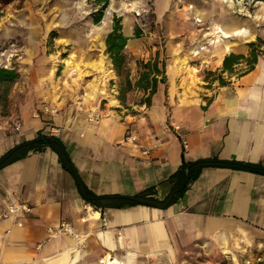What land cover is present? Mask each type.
Wrapping results in <instances>:
<instances>
[{
    "label": "crops",
    "instance_id": "obj_1",
    "mask_svg": "<svg viewBox=\"0 0 264 264\" xmlns=\"http://www.w3.org/2000/svg\"><path fill=\"white\" fill-rule=\"evenodd\" d=\"M124 36L125 55H146L137 39ZM258 37L256 63L246 70L240 60L230 72H223L229 53L201 51L196 39L199 54L190 55L225 83L202 81V66L166 65V83L136 114L111 94L114 101L101 97L92 105L55 101L56 80L33 65L37 76L22 75L10 114L0 111V159L45 135L60 140L66 165L46 148L0 170V212L15 200L31 207L0 221V264H182L201 253L264 244V28ZM244 50L232 52L248 58ZM110 61L115 77L106 78L114 81ZM184 162L201 170L173 202L170 181ZM148 190L156 206L137 198ZM62 223L72 234H51Z\"/></svg>",
    "mask_w": 264,
    "mask_h": 264
},
{
    "label": "rangeland",
    "instance_id": "obj_2",
    "mask_svg": "<svg viewBox=\"0 0 264 264\" xmlns=\"http://www.w3.org/2000/svg\"><path fill=\"white\" fill-rule=\"evenodd\" d=\"M102 9V20L95 24L94 15ZM262 16L264 0H21L0 5V67L16 69L20 79L22 75L29 77L35 73L36 67L40 74L50 71V76L56 80L55 101L64 96L92 105L101 97L114 101L111 94L121 108L129 112L134 108L136 114L143 108L140 102L144 94L134 86L144 63L164 61L166 65L180 66L183 62L185 67H201L202 63L195 61L196 56H191L190 52L195 49L196 39L200 44L206 34L215 39L214 26L245 28L255 35L252 42L233 39L232 42L240 45L233 51L251 43L261 46L258 33L264 28V20L258 17ZM116 19L121 21L123 34L128 35L130 28L131 39H137L147 52L144 57L125 55L122 74L116 73L118 78L114 82L106 78L110 76L104 75V69H110V78L114 79L113 67L111 70L107 66L110 57L105 45ZM137 32L139 37H136ZM101 41L105 49L101 48ZM231 54L234 53L227 55ZM211 59H207L209 66ZM207 64L204 62L203 66ZM33 65L35 69H32ZM220 74L203 67L200 77L212 84L218 81ZM19 80L11 87L5 108L0 106L1 113L10 114L18 102ZM128 80L133 87L127 86ZM121 90L123 105L118 100ZM105 104V99L100 101V106L105 108ZM95 113L101 118L99 111ZM194 256L182 264H264V244L245 249L238 247L236 252L226 254L219 251Z\"/></svg>",
    "mask_w": 264,
    "mask_h": 264
},
{
    "label": "trees",
    "instance_id": "obj_3",
    "mask_svg": "<svg viewBox=\"0 0 264 264\" xmlns=\"http://www.w3.org/2000/svg\"><path fill=\"white\" fill-rule=\"evenodd\" d=\"M16 1L21 0H0V5L7 6ZM107 2L104 3L106 5ZM104 9L99 11L97 14L94 15V22L95 24H99L102 20ZM139 32L136 33V37H139ZM129 39L126 38L122 32V26L120 19L115 20V24L113 27L112 32L106 38V47H107V54L112 61L114 66V70L121 76L122 70L125 66V54L124 50L128 44ZM261 42V40L259 39ZM260 47L258 44L251 43L249 46H245V50H250V54L248 58H245L242 54H231L224 60L223 72L231 71L232 67L235 63L240 60H244L246 62V70L251 69V67L256 63L257 56L260 54ZM244 50V51H245ZM243 51V52H244ZM242 53V51H241ZM222 72V73H223ZM20 79V74L16 69H6L4 67H0V106L5 108L8 103V95L10 93L11 87ZM218 81L220 85L224 84V80L219 77ZM166 83V64L165 62L159 63L158 61H150L148 63H144V68L140 73L139 79L135 84V89L143 92L144 97L140 102V106H145L149 108L151 106L152 97L157 93V89L159 84ZM127 86L133 87L131 81H127ZM120 97L118 100L124 104L123 100V90L120 91ZM2 115L6 116L7 114L2 113ZM46 148H51L54 152L59 155L60 162L65 167L66 165V154L65 148L60 142L59 139L55 137H47L45 135H41L32 142H24L23 144L15 147L14 149L10 150L6 155H4L0 159V170L16 161H19L25 158L31 152H43ZM199 164V163H198ZM197 163H183L180 170L175 174L172 178V181L175 182L176 180V187L173 188L172 194H174L173 202L178 201L183 194L186 192L190 181L195 179L198 173L200 172L201 168H196ZM189 170V176L186 175V171ZM193 170H196L194 174L192 173ZM151 191H145L142 194L138 195L137 198L143 200L144 204H148L150 206H156L159 204L157 200L151 198Z\"/></svg>",
    "mask_w": 264,
    "mask_h": 264
},
{
    "label": "bare ground",
    "instance_id": "obj_4",
    "mask_svg": "<svg viewBox=\"0 0 264 264\" xmlns=\"http://www.w3.org/2000/svg\"><path fill=\"white\" fill-rule=\"evenodd\" d=\"M223 2H227L228 0H222ZM111 8L107 11L106 13V19L110 15ZM197 11V10H196ZM260 19L264 20V16L258 17ZM105 23V22H104ZM128 28H126L127 30ZM130 33V28L128 29ZM213 33H216V36L214 37L215 39H211L210 34H206L203 39V44H201L200 50L205 51L208 48L205 47L206 44H210L215 52L217 53L218 56H221L224 53H229L234 50V48L239 47L240 45L237 43L232 42L233 39H242L244 42H252L255 40V35L249 32L245 28H237L233 27L231 29L226 28V27H220V26H214L213 28ZM207 38V39H206ZM206 40L207 43L204 42ZM101 48H104V44L101 41L100 42ZM193 51V52H192ZM191 54L198 55V51L196 49L191 50ZM196 71V70H194ZM197 72V71H196ZM195 73V72H194ZM104 75L105 76H110L111 77V71L110 69L105 68L104 69ZM90 89L94 90L93 86H90ZM102 264H124L123 262L117 261V260H106L101 262Z\"/></svg>",
    "mask_w": 264,
    "mask_h": 264
},
{
    "label": "built area",
    "instance_id": "obj_5",
    "mask_svg": "<svg viewBox=\"0 0 264 264\" xmlns=\"http://www.w3.org/2000/svg\"><path fill=\"white\" fill-rule=\"evenodd\" d=\"M197 22L200 24L201 21L198 19ZM90 121L92 123H98L99 121V117L98 116H93L90 117ZM22 127V124L20 122H16L14 124V131L15 132H20ZM51 133L53 135H58L60 133V129L56 128V127H52L51 128ZM129 139L133 140V137L130 136ZM31 211V207L28 203H25L23 201L20 200H15L13 203L9 204L3 211L0 212V221H4L6 219H8L9 217L12 216H19L21 214H28ZM83 221H85V219H82ZM51 234H53L54 236L56 235H62V234H72V228L70 226V224L68 223H62L60 225V227H58L55 230H50ZM76 240L80 241L81 239L78 237H75Z\"/></svg>",
    "mask_w": 264,
    "mask_h": 264
}]
</instances>
